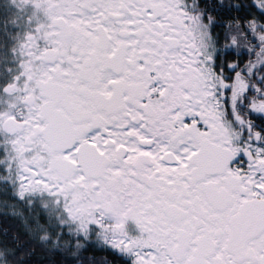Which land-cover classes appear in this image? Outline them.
<instances>
[{"label":"snow or ice","instance_id":"snow-or-ice-1","mask_svg":"<svg viewBox=\"0 0 264 264\" xmlns=\"http://www.w3.org/2000/svg\"><path fill=\"white\" fill-rule=\"evenodd\" d=\"M0 264H264V0H0Z\"/></svg>","mask_w":264,"mask_h":264},{"label":"trees","instance_id":"trees-1","mask_svg":"<svg viewBox=\"0 0 264 264\" xmlns=\"http://www.w3.org/2000/svg\"><path fill=\"white\" fill-rule=\"evenodd\" d=\"M91 254H94L97 257H102V256L106 255L105 253H101V252L89 253V255H91Z\"/></svg>","mask_w":264,"mask_h":264}]
</instances>
